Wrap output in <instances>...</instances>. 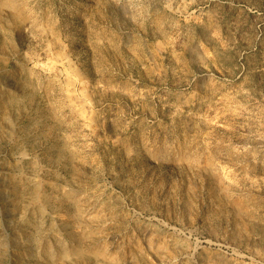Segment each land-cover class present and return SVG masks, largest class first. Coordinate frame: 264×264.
Returning a JSON list of instances; mask_svg holds the SVG:
<instances>
[{
    "label": "rangeland",
    "instance_id": "1",
    "mask_svg": "<svg viewBox=\"0 0 264 264\" xmlns=\"http://www.w3.org/2000/svg\"><path fill=\"white\" fill-rule=\"evenodd\" d=\"M0 264H264V0H0Z\"/></svg>",
    "mask_w": 264,
    "mask_h": 264
},
{
    "label": "bare ground",
    "instance_id": "2",
    "mask_svg": "<svg viewBox=\"0 0 264 264\" xmlns=\"http://www.w3.org/2000/svg\"><path fill=\"white\" fill-rule=\"evenodd\" d=\"M11 5L15 8L16 6L14 5V3L13 2H11Z\"/></svg>",
    "mask_w": 264,
    "mask_h": 264
}]
</instances>
